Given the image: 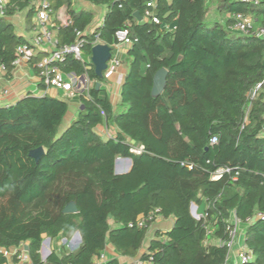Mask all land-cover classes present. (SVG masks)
<instances>
[{
	"label": "trees",
	"instance_id": "trees-1",
	"mask_svg": "<svg viewBox=\"0 0 264 264\" xmlns=\"http://www.w3.org/2000/svg\"><path fill=\"white\" fill-rule=\"evenodd\" d=\"M79 2L104 9L90 32L96 14ZM49 3L57 47L80 34L85 57L80 62L69 55L57 66L87 76L89 86L76 93L78 112L69 124V103L47 94L0 106V264H21L18 253L3 252L25 246L26 264H95L109 246L117 257L140 255L142 264H227L233 216L244 226L243 246L253 256L247 264H264V219L257 217L264 215V90L248 97L264 75V40L229 29L237 14L264 26V0L258 6L240 0ZM35 7L36 0L5 2L0 65L7 75L17 48L29 44L10 19L24 12L32 31ZM123 28L132 43L119 57L126 73L113 106L103 88L107 80L95 75L91 49L96 41L112 48ZM160 69L167 71L166 85L154 98ZM38 87L45 89L43 82ZM135 146L141 154L129 152ZM38 148L44 153L35 161L29 153ZM117 159L131 160L127 173H115ZM69 202L77 213H63ZM192 204L199 219L191 215ZM150 213L173 223L169 231L156 229L143 251L156 223ZM139 218L143 227L135 224ZM76 232L75 251L62 246L41 260L44 238L68 239ZM105 257L104 264H121Z\"/></svg>",
	"mask_w": 264,
	"mask_h": 264
},
{
	"label": "built area",
	"instance_id": "built-area-1",
	"mask_svg": "<svg viewBox=\"0 0 264 264\" xmlns=\"http://www.w3.org/2000/svg\"><path fill=\"white\" fill-rule=\"evenodd\" d=\"M241 2L252 4L258 6L262 0H240ZM6 0H0V17L3 16V8ZM148 8H153V3H148ZM147 18H151L154 23H157V19L150 10L145 12ZM33 22V33L31 43L21 45L16 50V59L12 63L13 68L19 67L22 64H31L38 71L39 82H43L45 86V92L43 95H48L47 90L53 89L57 92V97L61 100L69 102L74 99L77 92L87 90L89 86V80L87 76H76L75 74H65L57 66L58 63L62 62L66 56H72L74 59L84 62L82 57V42L79 39L81 36L78 34V38L71 45H64L57 47V39L55 32H57L55 26H52L51 19V6L49 0H36L35 14ZM232 21L229 29L235 33L249 36L256 39L264 40V26H261L257 23V20L251 15L237 14L232 15L229 18ZM116 42L111 48V57L107 63L106 70L103 72V77L109 79L120 67L119 57L120 55L127 50L131 45V39L128 35V30L123 28L118 30L115 33ZM103 44L99 41H96L95 45ZM48 50V53L45 56L38 58L40 52ZM38 58V59H37ZM37 59V60H35ZM0 70L6 72V68L0 65ZM264 90V75L259 83L249 92L248 97L252 100L259 91ZM42 95V96H43ZM8 96L7 91H3L0 95V106H6L7 104L4 101V98ZM211 144H215V139L210 140ZM129 152L134 155H139L142 152L141 146L131 147ZM197 209L195 205H191L192 208ZM158 211H155L157 213ZM191 212V211H190ZM191 215L195 219L200 218L198 213L196 217L192 212ZM257 217L264 219V215L258 214ZM154 218L156 222L158 220H163L159 216H155L153 213L149 214L148 219ZM135 224L138 227H143L145 225V219L139 218L136 220ZM230 225L232 226L229 231L230 241L227 243L229 253L227 257V264H247L253 260L252 253L247 250L244 246L239 248H234V243L236 237L240 230V222L234 216L231 218ZM133 224H129L128 227L131 228ZM242 232V230L240 231ZM23 249V248H22ZM20 249L12 250L11 252H3L5 256L10 257L18 253V259L21 264H26L28 262V257L25 251ZM106 254L102 253L100 258L97 259L95 264H104L106 261ZM46 260V259H45ZM44 260V261H45ZM135 264H142L137 262Z\"/></svg>",
	"mask_w": 264,
	"mask_h": 264
},
{
	"label": "crops",
	"instance_id": "crops-1",
	"mask_svg": "<svg viewBox=\"0 0 264 264\" xmlns=\"http://www.w3.org/2000/svg\"><path fill=\"white\" fill-rule=\"evenodd\" d=\"M77 5L79 7L92 10L93 12H95L96 16H99L102 12L101 8L92 7L88 3L79 2ZM103 14L104 12H102L101 16H103ZM96 16L93 25L88 29L89 32L92 31L94 25L99 24L97 22ZM25 17L26 16L24 12L19 13L16 16H14L12 19H10V21L15 27L16 34L18 36L23 37L26 41L31 43L33 37H29L27 34L32 33V31L27 30V23ZM34 18L35 17L33 15L31 19L32 26H33ZM51 19H52V26H55L54 18L51 17ZM59 19L61 20V22L65 21L63 15L59 16ZM55 36H57V32H55ZM125 52L126 50L122 54H124ZM47 53L48 50L45 49V51L39 53L38 57L40 58L42 56H45ZM82 57L84 60L85 57L83 56V54ZM125 73H126V69L122 65H120L117 71L109 79H106L107 81L103 86V88L107 91L109 100L113 106H116V104L119 101L120 87ZM39 83L40 82L37 77V72L31 64H22L19 67L13 68V70L9 75H7L6 72H2L0 70V95L2 94L3 91L8 92V96L4 98V101L7 105L15 103L17 100H19L20 98L24 97L27 94L42 96L46 89L43 90L39 88L38 87ZM47 93L52 97L55 98L57 97V92L53 89L47 90ZM68 103H69V110L65 117V124H69L74 119V117L77 115L78 107H79V104L76 103L74 100H71ZM97 131L98 133L104 134L107 132V129L99 127ZM109 131L110 132L113 131V128H109ZM130 166H131L130 159H117L115 163V173L125 174L129 171ZM199 211H201V208L199 209ZM161 221L166 228L162 229L161 227H158V228H154L152 232L151 231L148 232L145 245L143 247V251H145L146 245L148 244L149 240L152 238L153 233L156 229L162 231H169L171 229L173 223L172 219L161 220ZM106 256L107 258H117L121 264L140 262L139 261L140 255H138L134 259L117 257L114 250L110 246L107 247L106 249Z\"/></svg>",
	"mask_w": 264,
	"mask_h": 264
},
{
	"label": "water",
	"instance_id": "water-1",
	"mask_svg": "<svg viewBox=\"0 0 264 264\" xmlns=\"http://www.w3.org/2000/svg\"><path fill=\"white\" fill-rule=\"evenodd\" d=\"M134 17L140 21L141 18L137 13L134 14ZM111 57V48L106 44H98L92 47L90 62L94 67V72L96 77L102 78L103 72L106 70L107 63ZM167 71L165 69L158 70L153 77V84L151 89L152 97L156 98L160 96L166 85ZM100 88V84L96 83V89ZM44 153L42 148H38L29 153V156L35 161H38L41 155ZM191 211V207H190ZM64 214H75L77 213V208L74 202H69L63 209ZM75 236L78 237L80 241L79 234L76 232ZM27 250V247H24ZM42 248V247H41Z\"/></svg>",
	"mask_w": 264,
	"mask_h": 264
},
{
	"label": "rangeland",
	"instance_id": "rangeland-1",
	"mask_svg": "<svg viewBox=\"0 0 264 264\" xmlns=\"http://www.w3.org/2000/svg\"><path fill=\"white\" fill-rule=\"evenodd\" d=\"M102 9V8H101ZM102 12H104V9H102ZM102 12L99 16H96L97 22L100 23L102 20ZM29 37H33L34 33L32 31V33L27 34ZM121 174V173H120ZM191 212L198 217L197 215V209H195L194 207L191 209ZM161 227L162 229H165L166 227L162 224L161 220H158L150 229V231L152 232V230H154V228H158ZM244 228L243 225L240 226V230L239 233L236 237V241L234 243V248H239V246L243 245L244 242V230H242ZM242 230V232H240ZM149 231V232H150ZM80 244V241L78 239V237L74 235H72L70 238L68 239H64L63 237L56 239V240H50L49 238H44L43 243H42V248L40 249V258L42 261H44L47 256L51 253V251L53 249L55 250H59L62 246H64L68 251H75L78 246ZM22 251H25V248L22 249Z\"/></svg>",
	"mask_w": 264,
	"mask_h": 264
}]
</instances>
